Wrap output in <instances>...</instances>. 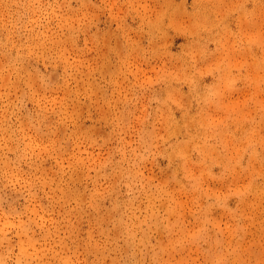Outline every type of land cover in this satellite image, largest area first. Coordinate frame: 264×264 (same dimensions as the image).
Segmentation results:
<instances>
[{
  "label": "rangeland",
  "instance_id": "1",
  "mask_svg": "<svg viewBox=\"0 0 264 264\" xmlns=\"http://www.w3.org/2000/svg\"><path fill=\"white\" fill-rule=\"evenodd\" d=\"M0 264H264V0H0Z\"/></svg>",
  "mask_w": 264,
  "mask_h": 264
}]
</instances>
